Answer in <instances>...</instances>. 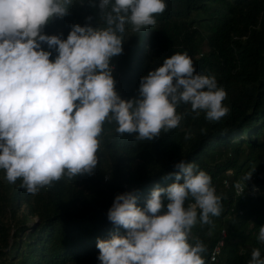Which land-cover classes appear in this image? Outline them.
Wrapping results in <instances>:
<instances>
[{"label": "trees", "instance_id": "trees-1", "mask_svg": "<svg viewBox=\"0 0 264 264\" xmlns=\"http://www.w3.org/2000/svg\"><path fill=\"white\" fill-rule=\"evenodd\" d=\"M165 2L154 26L139 33L125 26L122 53L111 60L116 92L137 99L143 76L174 53L187 54L196 73L223 88L227 114L209 121L181 104L179 126L151 141L119 135L106 121L92 172L62 177L34 195L0 171V264H99L97 240L126 234L107 219L115 196L131 192L143 209L155 187L175 182L169 174L180 160L206 172L220 197V215L201 223L198 214L188 236L190 244H203L204 264L221 232V264H249L253 249L264 258L257 240L264 226V0ZM85 23L106 27L89 0H72L68 15L51 20L43 34L66 39L73 25ZM237 183L245 188L241 196L234 193ZM254 189L258 195L250 197Z\"/></svg>", "mask_w": 264, "mask_h": 264}, {"label": "clouds", "instance_id": "clouds-1", "mask_svg": "<svg viewBox=\"0 0 264 264\" xmlns=\"http://www.w3.org/2000/svg\"><path fill=\"white\" fill-rule=\"evenodd\" d=\"M89 3L106 27L73 25L61 39L43 30L68 15L72 0H0V171L29 194L62 177L90 174L106 121L116 124L119 135L151 141L179 126L181 104L209 121L228 112L215 77L196 73L181 53L141 78L137 99H121L111 60L122 53L125 26L138 33L154 26L166 2ZM42 45L54 50L53 59ZM173 167L177 171L169 176L175 182L155 187L143 209L131 192L115 196L107 219L126 234L97 240L99 264H204L203 244H190L188 236L198 214L201 223L220 215V197L211 177L194 164L180 160ZM257 240L264 244V226ZM249 264H264L259 249L251 252Z\"/></svg>", "mask_w": 264, "mask_h": 264}, {"label": "built area", "instance_id": "built-area-1", "mask_svg": "<svg viewBox=\"0 0 264 264\" xmlns=\"http://www.w3.org/2000/svg\"><path fill=\"white\" fill-rule=\"evenodd\" d=\"M239 185V187H237ZM224 186L227 189L228 184L224 182ZM244 186L242 184L237 183L234 187V193L236 196H241L244 193ZM258 195V191L256 189L252 190L250 192V197H256ZM225 238V233L221 232L220 240L214 245V247L211 249L208 257V264H221L219 256L221 249L223 248V240Z\"/></svg>", "mask_w": 264, "mask_h": 264}, {"label": "water", "instance_id": "water-1", "mask_svg": "<svg viewBox=\"0 0 264 264\" xmlns=\"http://www.w3.org/2000/svg\"><path fill=\"white\" fill-rule=\"evenodd\" d=\"M39 227V223L36 222L35 224L32 225L33 230H36Z\"/></svg>", "mask_w": 264, "mask_h": 264}]
</instances>
